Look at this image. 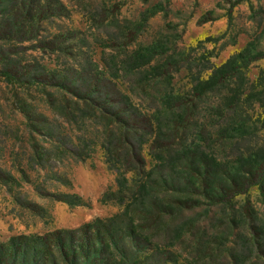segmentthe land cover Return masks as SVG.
<instances>
[{"label":"rangeland","instance_id":"obj_1","mask_svg":"<svg viewBox=\"0 0 264 264\" xmlns=\"http://www.w3.org/2000/svg\"><path fill=\"white\" fill-rule=\"evenodd\" d=\"M11 3L0 0L1 24ZM44 7L47 15L26 27V37L16 33L0 41V52L26 73L39 78L90 60L104 66L106 60L146 108L158 102L125 72H137L140 63L133 58L148 54L145 72L156 68L160 76L167 65L170 81L153 82L150 93L166 88L197 103L184 122L172 118L177 144L201 145L231 161L264 157V0H50ZM215 76L221 84L209 89L206 83ZM35 81L15 85L0 76V244L20 235L75 230L121 210L118 203L103 202L107 191L117 190V173L105 156L114 145L105 137L106 121L88 119L70 102L65 115L62 96ZM226 122L238 130L209 142ZM148 147L143 155L150 163ZM261 199L253 187L236 202L249 200L262 218ZM215 212L204 208L176 222L188 227V218L197 220L188 242L193 262L196 237L213 239L205 234L221 230Z\"/></svg>","mask_w":264,"mask_h":264},{"label":"trees","instance_id":"obj_2","mask_svg":"<svg viewBox=\"0 0 264 264\" xmlns=\"http://www.w3.org/2000/svg\"><path fill=\"white\" fill-rule=\"evenodd\" d=\"M45 2L50 0H12L2 16L0 41H9L16 33L26 37V27L47 15ZM148 58V54H136L133 61L140 63L138 71L125 72L137 76L140 90L158 102L144 108L128 93H133L132 89L122 87L126 76L110 68L106 60L104 66L90 60L66 72H43L37 78L19 68L21 64L12 56L0 52V76L10 83L36 80L62 96L60 110L65 115L70 113L66 103L70 102L91 117L88 119L106 121L104 134L110 138L109 145H114L106 148L105 156L117 173V190L107 191L103 202L121 206L119 213L96 218L75 230L12 237L0 244V264H264V214L261 218L249 200L242 206L236 202L237 197L257 187L264 208V157L249 154L231 161L201 145L177 144L174 128L178 123L174 126L172 118L184 122L197 103L192 98L179 99L166 88L152 95L153 82L170 81L167 65L160 76L155 74L156 68L153 74L145 72ZM206 84L215 89L221 84L220 77ZM213 114L209 113L210 117ZM235 125L226 122L214 133L207 132L209 142L219 143L228 133L236 132ZM147 144L150 163L143 155ZM204 208L220 216L221 230L205 234L213 239L196 237L199 244L192 248L197 246L198 257L193 262L188 242L197 220L188 218V227L176 222Z\"/></svg>","mask_w":264,"mask_h":264}]
</instances>
